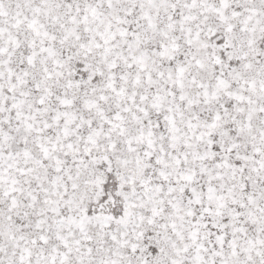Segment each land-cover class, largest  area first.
Listing matches in <instances>:
<instances>
[{
  "label": "snow or ice",
  "instance_id": "6c2138e0",
  "mask_svg": "<svg viewBox=\"0 0 264 264\" xmlns=\"http://www.w3.org/2000/svg\"><path fill=\"white\" fill-rule=\"evenodd\" d=\"M0 264H264V0H0Z\"/></svg>",
  "mask_w": 264,
  "mask_h": 264
}]
</instances>
